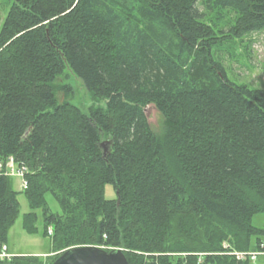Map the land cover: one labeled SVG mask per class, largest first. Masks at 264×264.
<instances>
[{"label":"trees","instance_id":"obj_1","mask_svg":"<svg viewBox=\"0 0 264 264\" xmlns=\"http://www.w3.org/2000/svg\"><path fill=\"white\" fill-rule=\"evenodd\" d=\"M224 22L223 39L264 31V0H14L0 16V160L27 166L26 231H37L42 208L52 251L95 245L122 249L129 264H264V227L253 224L264 213V88L227 77L213 52ZM66 69L105 104L85 112L60 99ZM3 172L7 244L20 204Z\"/></svg>","mask_w":264,"mask_h":264},{"label":"rangeland","instance_id":"obj_2","mask_svg":"<svg viewBox=\"0 0 264 264\" xmlns=\"http://www.w3.org/2000/svg\"><path fill=\"white\" fill-rule=\"evenodd\" d=\"M14 0H0V16L2 22L10 12ZM203 13L206 10L202 5L199 6ZM217 15H214L216 18ZM213 15L206 18L211 21ZM219 30L221 34L226 33L229 25L225 22L220 24ZM223 31V33L221 32ZM213 52L215 56L222 62L227 77L232 82L238 84H246L253 88H264V31L254 32L243 36L242 38L219 39ZM55 86L58 89L57 96L60 99L69 98L73 104L79 106L85 112H89L91 107L104 105V101H97L84 85L83 81L77 77L72 71L66 69L62 75V79H56ZM149 121L153 128L160 129L162 124V116L153 106L148 108ZM13 189L18 192L19 214L8 231V247L15 255H37L44 258V262L53 263V257L59 252L52 251L51 236L45 234V224L43 219L42 208L37 209L38 220L36 222L37 231L29 233L24 228L25 215L30 212L29 202L23 192L22 179L18 176H11ZM106 197L112 199L115 197L113 186H106ZM49 207L54 212L61 211L58 203L51 193L46 196ZM253 224L258 227H264V213H258L253 216ZM102 247V246H101ZM224 248H227L224 243ZM46 253V254H45ZM52 258V259H51ZM258 263H264V254L260 255Z\"/></svg>","mask_w":264,"mask_h":264},{"label":"water","instance_id":"obj_3","mask_svg":"<svg viewBox=\"0 0 264 264\" xmlns=\"http://www.w3.org/2000/svg\"><path fill=\"white\" fill-rule=\"evenodd\" d=\"M151 106L156 109L154 105H149L146 108L148 119L147 110ZM108 143V139L101 143L105 155ZM52 264H129V262L122 249L107 250L95 245H78L64 249Z\"/></svg>","mask_w":264,"mask_h":264},{"label":"built area","instance_id":"obj_4","mask_svg":"<svg viewBox=\"0 0 264 264\" xmlns=\"http://www.w3.org/2000/svg\"><path fill=\"white\" fill-rule=\"evenodd\" d=\"M11 163H13V159L11 158ZM3 164H0V171L2 172L3 171ZM27 172V167L25 166H17V167H13L11 170H10V175L11 176H18V177H21L22 179V188H26L27 187V181L25 179V174ZM52 232V229L50 228L49 229V233L51 234ZM227 246V245H226ZM228 248V246H227ZM262 252H233V254H235V256L238 258V259H243L247 256H250L252 260H256L257 259V256L259 254H261ZM13 256V254H11L9 252V249H8V246L7 244H0V259H8V258H11Z\"/></svg>","mask_w":264,"mask_h":264},{"label":"bare ground","instance_id":"obj_5","mask_svg":"<svg viewBox=\"0 0 264 264\" xmlns=\"http://www.w3.org/2000/svg\"><path fill=\"white\" fill-rule=\"evenodd\" d=\"M11 158L13 159V163H11ZM0 164H3V168H4L3 169V171H4L3 174L9 175V176H11L10 175V170L13 167H17L18 165L19 166H25V167H27L25 164H19V163H17L16 160L13 157H10L5 163H4V161H1L0 160Z\"/></svg>","mask_w":264,"mask_h":264},{"label":"crops","instance_id":"obj_6","mask_svg":"<svg viewBox=\"0 0 264 264\" xmlns=\"http://www.w3.org/2000/svg\"><path fill=\"white\" fill-rule=\"evenodd\" d=\"M46 254V253H45Z\"/></svg>","mask_w":264,"mask_h":264}]
</instances>
